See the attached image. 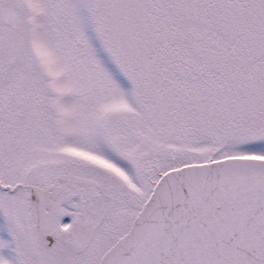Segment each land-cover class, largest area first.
<instances>
[{
	"label": "snow or ice",
	"instance_id": "obj_1",
	"mask_svg": "<svg viewBox=\"0 0 264 264\" xmlns=\"http://www.w3.org/2000/svg\"><path fill=\"white\" fill-rule=\"evenodd\" d=\"M0 264H264V0H0Z\"/></svg>",
	"mask_w": 264,
	"mask_h": 264
}]
</instances>
